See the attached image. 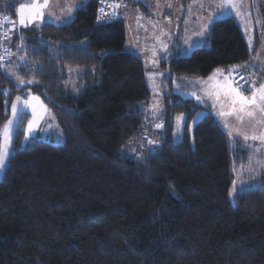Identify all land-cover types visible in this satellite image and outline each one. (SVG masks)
<instances>
[{
  "label": "trees",
  "instance_id": "trees-1",
  "mask_svg": "<svg viewBox=\"0 0 264 264\" xmlns=\"http://www.w3.org/2000/svg\"><path fill=\"white\" fill-rule=\"evenodd\" d=\"M25 1L0 0V19L15 21L0 62V131L13 101L33 94L59 135L23 143L21 125L15 132L0 177V264H264V170L231 200L251 150L211 104L184 94L187 79L251 61L237 20L215 21L203 45L162 62L164 81L183 89L168 81L154 119L149 70L121 16L109 8L103 18L104 3L88 0L67 23L20 27Z\"/></svg>",
  "mask_w": 264,
  "mask_h": 264
},
{
  "label": "rangeland",
  "instance_id": "rangeland-1",
  "mask_svg": "<svg viewBox=\"0 0 264 264\" xmlns=\"http://www.w3.org/2000/svg\"><path fill=\"white\" fill-rule=\"evenodd\" d=\"M87 1L88 0H52V2H50V0H48V7L42 9L43 18L36 19L27 27H39L46 22L54 23L57 25L67 23L68 21H70V19H72L71 17H76L75 12L77 8L85 4ZM204 1L206 2V4L209 3L210 5H213L216 0H184L183 2L180 0H126L123 5L118 6V10L121 7H124L123 11L126 9V14H124V16L126 15V24H128L127 32L129 46L127 45V47L131 51L134 50L133 52L141 57L146 68L149 70L148 83L152 93L150 112L152 113L154 119H157L158 115L163 111V101L166 97L165 95H167L165 86L169 83L168 81H170H164L163 79V76L168 71H163V67L161 66L162 62H164V60L170 61V59L176 53L178 56H188L195 48L200 47L204 43V40L201 39V34L192 32V28L186 25L185 26L191 32H188L185 35H181L183 41L177 40L178 42H170L171 40H168V38L173 35L175 28L180 23V21L179 23L177 21L182 16L185 19L184 22L187 20L185 23L189 22L190 24L193 21L200 19L201 13L206 8V5H204ZM31 2L32 0H26L22 4H30ZM41 2H43V0H41ZM139 4L145 6L146 10L141 9ZM169 5H171V8H169ZM20 6L21 4H19V6L16 8L15 18L17 25L19 24L17 10ZM118 14L119 16L122 15L123 17L122 13L118 12ZM164 14H166L167 16H164ZM219 17H226V15H221ZM19 26L22 27L20 24ZM163 33L164 35L165 33H167V39L164 37ZM174 36L176 37L178 35L176 34ZM146 37H148L147 40ZM248 37V46H250L251 48L253 44L252 41L251 44L249 43V40H251L250 35H248ZM191 38H195V40H198L200 42H190ZM169 42L171 46L169 45ZM178 43H182V46L178 47ZM143 44H145L147 47L145 46V49H143V51L141 50V52H138V49H141ZM252 60L253 59H251L248 64L251 67H254ZM250 66L246 65L245 67H243V72L245 74H247L245 71H248L250 75L253 74L252 71L254 70L250 68ZM219 70H221V72L218 73L216 71L211 76L206 78L187 79L184 84H187L190 90H188L189 92H185L184 94L188 95V97L193 98L200 104H211L214 115L217 117L223 129L231 138H240L244 142H248L251 140L258 142L260 140H264H253L251 138L253 136L264 138V112H260L255 106H249V108L246 109V111L254 112V115L251 117L246 115L245 113L240 112H236L233 115H220L221 112L228 113L232 109L231 101L228 97L225 96L224 88L221 86L227 84H231L232 87L238 86L235 85L236 82H233L232 71L230 72V70H228L227 68H221ZM244 73L239 72L237 75H239L240 78L243 77V75L248 78ZM261 79L262 78H260V76L258 75L254 77L253 83L255 84V89L261 83ZM71 81L72 84L73 82L75 83V78L73 77V75L71 77ZM247 81L248 80H246L245 82ZM170 82L172 83L175 92L179 90L181 91V89H183L181 83L176 79ZM216 93L220 94L219 99H217ZM32 97L39 96L27 94L26 96H20L19 102L17 101V98L13 101L12 106L16 105L17 114L13 116L11 107V116L0 131V155H2L5 147H7L8 152V155L4 158V167L0 169V177L6 167L9 155L12 151L11 148L15 132L20 125L21 129L23 130V143H27L31 139L37 137H46L54 133L59 135V125L57 124L56 116L40 97L39 102L32 101V103L37 105V112L41 114L43 118L39 119L38 123H34L33 129L31 130V132L29 131L28 125L30 121H34V116L32 108L25 105L23 101H31ZM39 103H42L47 111L41 112ZM204 113L205 112L200 111L192 124L198 122V120L204 116ZM238 117H242V119H238ZM10 121L11 123H9ZM185 123L186 119L184 116H178L175 119L174 138L176 142L182 141ZM6 130L7 139L5 136ZM245 136H247L248 139H245ZM253 150L254 149L251 150L247 166L235 172V185L238 190L236 192H233L232 187L230 191L231 200H235L236 195L240 191L248 187V182L251 181L252 178H256L258 174L262 170H264V145L260 150Z\"/></svg>",
  "mask_w": 264,
  "mask_h": 264
},
{
  "label": "crops",
  "instance_id": "crops-1",
  "mask_svg": "<svg viewBox=\"0 0 264 264\" xmlns=\"http://www.w3.org/2000/svg\"><path fill=\"white\" fill-rule=\"evenodd\" d=\"M180 1L183 2L184 0H180ZM50 2H52V0H50ZM232 2L236 4V7L235 8H228L227 10H225V9L218 7V5H220L222 3V0H216L213 5H210L209 3L206 4V2L204 1V5H206V8L201 13L200 19L193 21L190 24L189 22L185 23L187 20L184 22L185 19L182 16L177 21L178 23L180 21L179 25H177V27L174 30L173 35L171 37H169L168 40H171L170 42H172V41L176 40L174 35L177 34V35L181 36V34L185 35L188 32L192 31V32H196L198 34L200 33L201 39H203L205 41V39L208 35V32H209L211 26L213 25V23L215 21H217L221 18L233 16L237 20L239 26L241 27L247 44H248V38H249L248 35H250V38H251V41L253 44V46H251V48L249 46V48L253 52V56H252L253 62L252 63L255 66V68L258 70V75L260 76V78H262L261 83L256 87V89H258L261 84H264V12H262V10L260 9V8H264L263 7L264 6V0H232ZM123 8L122 7L120 8V13L123 14V17L121 15V18L126 21V17H125L126 15L124 16V14H126L125 13L126 9L123 11ZM169 8H171V7H169ZM218 15L219 16H221V15L225 16L226 15V17H219ZM164 16H167V15L164 14ZM216 16H218V17H216ZM181 24H182V26L180 27ZM126 25H127V31H128V24H126ZM185 25L190 26L192 28V30L190 31ZM185 28H187V29H185ZM163 35H164V33H163ZM164 37L167 39V33H165ZM147 38L148 37H146V40H147ZM195 38H197V37H195ZM195 38H191L190 42L199 43L200 41L195 40ZM180 40L183 41V38L180 37L179 41ZM170 42H169V45L171 46ZM145 46L146 45L143 44L142 48L138 49V52H141V50L143 51V49H145ZM183 46H184V44H183ZM132 51H134V50H132ZM236 68L237 67H234L233 70H232V68H230L228 70H230V72L231 71L233 72ZM235 139H240V138H235ZM244 143H245V145H247L250 148V150H252V149L260 150L261 147H263V145H264V140H260L258 142L251 140V141L244 142Z\"/></svg>",
  "mask_w": 264,
  "mask_h": 264
},
{
  "label": "snow or ice",
  "instance_id": "snow-or-ice-1",
  "mask_svg": "<svg viewBox=\"0 0 264 264\" xmlns=\"http://www.w3.org/2000/svg\"><path fill=\"white\" fill-rule=\"evenodd\" d=\"M118 6V5H116ZM48 7V0H32L30 4H21L18 11V17H19V24L22 27H27L30 23L34 22L36 19H42L43 18V11L42 9ZM171 7V5H169ZM218 7L227 10L228 8H235L236 4L232 2V0H222V3L218 5ZM101 12H103V9H101ZM115 14V13H113ZM51 15V14H50ZM0 23H7L12 25V27H15V21H12L11 18L4 17L0 19ZM249 43L251 44V40H249ZM237 68L243 67L241 65L236 66ZM217 72H221V70H217ZM211 79V78H210ZM224 88L225 96L228 97L231 101L232 109L230 112L225 113L221 112L220 115H233L236 112L245 113L248 116H253L254 112L252 111H246V109L249 108V106H255L260 112H264V84H261L258 89H255L253 91V94L250 97L244 96L242 92L239 91L237 87H232L231 84H227L224 86H221ZM217 99H219V93H216ZM17 101H20V97H17ZM32 101L39 102V97H32L31 101H23V103L29 107L32 108L34 121L29 122V131L33 129L34 123H38L39 119H42V115L37 112V105L32 103ZM239 106V107H237ZM39 108L41 112L47 111V109L43 106L42 103H39ZM12 113L13 116L17 114V107L16 105L12 106ZM238 119H242V117H238ZM11 123V121L9 122ZM156 127H162V125H156ZM5 136L7 139V130L5 131ZM245 139H248L247 136L244 137ZM253 140L255 139H264L261 137L253 136L251 137ZM8 155L7 147L2 152V155H0V169L4 167V158ZM238 189L233 184V192H236Z\"/></svg>",
  "mask_w": 264,
  "mask_h": 264
},
{
  "label": "built area",
  "instance_id": "built-area-1",
  "mask_svg": "<svg viewBox=\"0 0 264 264\" xmlns=\"http://www.w3.org/2000/svg\"><path fill=\"white\" fill-rule=\"evenodd\" d=\"M99 2H103L104 3V11H103V18L107 17L108 15V11H109V8L111 9V12L112 13H115L113 14V19L114 20H118L119 19V14H118V10L116 9H113V7H118L119 5L122 4V1L121 0H98ZM111 5H112V8H111ZM118 5V6H116ZM6 17V16H4ZM2 17V18H4ZM103 20V19H101ZM0 28H1V35H2V38H1V46H0V62L2 65H4L5 61V57L7 56V47L3 44L4 42H6L8 36H9V32H10V28L6 27V23H0ZM246 65L250 66L248 63L247 64H244L243 67H245ZM5 66V65H4ZM250 68L253 69V67L250 66ZM247 74V77L243 75V77L240 78V80L238 82H236V85L238 86L237 88L239 89L240 92H242L243 94H251L253 93V91L255 90V87H254V77H255V71H252L253 74L250 75L248 71H245ZM239 76V75H238ZM246 80H248L247 82H245ZM245 83V84H244ZM254 88V89H253ZM247 97H250V95Z\"/></svg>",
  "mask_w": 264,
  "mask_h": 264
},
{
  "label": "bare ground",
  "instance_id": "bare-ground-1",
  "mask_svg": "<svg viewBox=\"0 0 264 264\" xmlns=\"http://www.w3.org/2000/svg\"><path fill=\"white\" fill-rule=\"evenodd\" d=\"M5 16L8 17V18H11V16H10L9 14H5ZM6 27L10 28V24H7V23H6ZM239 72L244 73V72H243V67L236 68V69L233 71V78H232V79H233V82H235V81L238 82V81L240 80V77L237 75ZM244 74H245V73H244ZM234 80H235V81H234ZM235 85H236V84H235ZM243 95H244V96H247V95H248V96H249V95L251 96V94H246V95L243 94Z\"/></svg>",
  "mask_w": 264,
  "mask_h": 264
}]
</instances>
